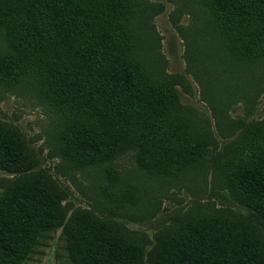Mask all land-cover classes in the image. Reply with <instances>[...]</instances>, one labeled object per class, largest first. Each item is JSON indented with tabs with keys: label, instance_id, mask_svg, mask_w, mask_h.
I'll return each instance as SVG.
<instances>
[{
	"label": "trees",
	"instance_id": "trees-1",
	"mask_svg": "<svg viewBox=\"0 0 264 264\" xmlns=\"http://www.w3.org/2000/svg\"><path fill=\"white\" fill-rule=\"evenodd\" d=\"M187 1L215 43L207 65L264 62V0ZM161 11L151 0H0V89H32L52 109L55 155L95 174L91 189L107 211L78 206L68 215L25 139L1 134L0 168L18 176L0 180V264H23L44 231L61 229L71 264H264V123L246 148L212 160L226 159L216 168L220 186L247 215L198 200L149 244L114 218L152 219L151 188L207 178L197 161H206L211 137L180 104L174 76L149 61ZM127 145L145 153L138 171L105 176L98 168Z\"/></svg>",
	"mask_w": 264,
	"mask_h": 264
},
{
	"label": "rangeland",
	"instance_id": "rangeland-1",
	"mask_svg": "<svg viewBox=\"0 0 264 264\" xmlns=\"http://www.w3.org/2000/svg\"><path fill=\"white\" fill-rule=\"evenodd\" d=\"M151 3L162 6L161 13L151 23L155 29L151 40L153 48L149 53L152 68L157 71L164 64L166 72L174 76L180 104L189 109L188 116H192L193 125L208 134L211 142L205 153L206 161H197L200 176H207L204 182L193 186L181 182L171 184V187L151 188L149 196L159 200L152 219L146 216L137 219L114 217L124 232L135 234L146 244L155 243L156 236L163 232L175 212L194 208L198 200L227 206L244 215L249 213L246 206L240 205L220 186L216 168H222L226 159L224 164L212 160L217 153L227 155L226 148L230 147L231 151L246 148L248 132L257 131L255 125L264 123V62L238 66L228 65L229 61L221 59L222 62L207 65L205 58L215 43L203 29L200 13L187 0H151ZM27 92L13 95L0 89V135L19 134L25 139L38 159V168L52 176L56 195L68 215L78 206L97 211L96 206L98 213L106 215L107 211L95 200L91 189L95 174L72 171L67 162L55 155L53 134L57 116L38 100L32 89ZM132 146L127 145L123 152L108 159L98 169L105 172V176H127L137 172L138 162L145 153ZM17 176L8 168H0V180ZM61 230L56 234L44 231L36 253L23 264H71L64 249L65 242L60 238ZM150 249L151 245L145 248L146 254Z\"/></svg>",
	"mask_w": 264,
	"mask_h": 264
}]
</instances>
